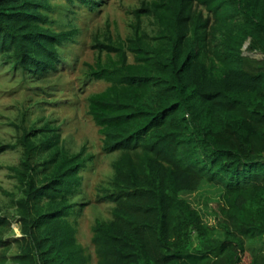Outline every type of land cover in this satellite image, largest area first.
<instances>
[{
	"label": "trees",
	"instance_id": "trees-1",
	"mask_svg": "<svg viewBox=\"0 0 264 264\" xmlns=\"http://www.w3.org/2000/svg\"><path fill=\"white\" fill-rule=\"evenodd\" d=\"M52 1L0 0V63L24 83L62 70L75 40L52 27ZM133 14L131 35L98 41L105 58L87 73L110 83L89 114L116 154L98 189L114 206L92 226L97 264H264V61L243 54L248 41L264 52V0H151ZM58 130L47 121L8 145L23 152L8 167L19 195L0 208V264L90 263L75 221L92 157Z\"/></svg>",
	"mask_w": 264,
	"mask_h": 264
},
{
	"label": "rangeland",
	"instance_id": "rangeland-1",
	"mask_svg": "<svg viewBox=\"0 0 264 264\" xmlns=\"http://www.w3.org/2000/svg\"><path fill=\"white\" fill-rule=\"evenodd\" d=\"M148 1L151 0H103L92 10L86 5L72 6L64 0H53L58 8L50 16L55 20L52 27L56 31L75 28L74 42L61 50L66 61L64 68L45 82L27 79L24 83L20 75L12 74L9 66L0 63V144L5 145L4 150L9 149L0 153V208L13 212V199L19 195L8 167L19 164L23 148L12 149L8 145L16 143L24 129L31 126L41 129L47 121L53 122L59 129L62 145L70 153L84 150V157H92L82 172L85 182L77 201L85 204L82 216L75 221L78 240L91 257L89 264H97L92 226L97 219L112 218L114 204L100 202L97 197L98 189L107 186L113 176L111 163L116 154L104 153L102 135L89 114L90 95L103 91L110 83L105 79H89L87 73L99 55L105 58L106 51L96 46L98 41L125 40L132 33L133 11ZM190 198L197 205L204 204L199 195ZM209 221L216 220L211 216ZM12 226L16 236H20L17 223Z\"/></svg>",
	"mask_w": 264,
	"mask_h": 264
},
{
	"label": "built area",
	"instance_id": "built-area-1",
	"mask_svg": "<svg viewBox=\"0 0 264 264\" xmlns=\"http://www.w3.org/2000/svg\"><path fill=\"white\" fill-rule=\"evenodd\" d=\"M243 54L264 61V52L256 49H250L249 41L243 47Z\"/></svg>",
	"mask_w": 264,
	"mask_h": 264
}]
</instances>
